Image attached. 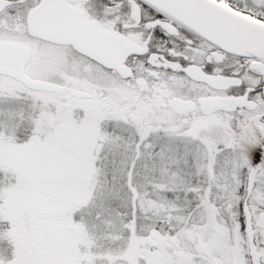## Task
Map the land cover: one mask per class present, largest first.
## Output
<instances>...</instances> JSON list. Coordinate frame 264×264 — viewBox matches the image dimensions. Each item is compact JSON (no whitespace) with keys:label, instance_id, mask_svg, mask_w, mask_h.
Listing matches in <instances>:
<instances>
[{"label":"snow or ice","instance_id":"6c2138e0","mask_svg":"<svg viewBox=\"0 0 264 264\" xmlns=\"http://www.w3.org/2000/svg\"><path fill=\"white\" fill-rule=\"evenodd\" d=\"M0 264H264V0H0Z\"/></svg>","mask_w":264,"mask_h":264}]
</instances>
